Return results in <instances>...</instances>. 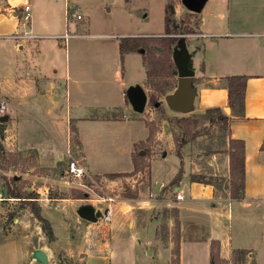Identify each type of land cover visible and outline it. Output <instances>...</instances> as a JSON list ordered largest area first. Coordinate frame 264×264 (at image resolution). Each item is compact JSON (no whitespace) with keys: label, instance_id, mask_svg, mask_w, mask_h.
I'll return each instance as SVG.
<instances>
[{"label":"rangeland","instance_id":"obj_1","mask_svg":"<svg viewBox=\"0 0 264 264\" xmlns=\"http://www.w3.org/2000/svg\"><path fill=\"white\" fill-rule=\"evenodd\" d=\"M210 1L207 0V3ZM75 2L80 8L82 19L77 22L76 30L72 31L78 37L68 40L65 50L60 41L53 38L41 42L42 47L46 46L40 50V55L35 54L32 48L15 51L11 47L15 41L0 36V98L7 104L5 115L8 116V120L1 124L3 132L0 134V147L5 157L0 167V264H38L33 256L36 250L46 253L47 264H89L92 258L108 254L111 241L127 238H135L133 243L136 248L129 250L135 264H171L175 217L172 212L174 209L166 206V199H172L173 193L172 190L167 192L166 185L161 192H155L151 179L157 169L165 173L167 168L178 162L175 145L180 133L171 120L194 117L197 121L192 128L197 137L195 141L199 149L207 154L223 153L221 149L224 147L222 141L227 131L226 124H211L207 120L209 114L200 111L188 114L172 112L160 95L157 98L161 105H158V110L148 104L150 91L145 86L147 102L142 113H135L128 104L124 111L119 112L124 116L113 124L103 120L80 123L86 146V161L82 163L88 166L90 171L86 170L92 182L85 179L82 186H79L65 172L68 162L66 149L74 157L82 156L78 144L74 142V139L78 142L77 132L75 135L70 133L67 143L69 147L62 151V157L55 166L46 169L37 165L38 157L39 164L44 165L61 155L57 142L60 133L65 132L67 110L64 91L59 89L54 97L48 98L36 94V88L40 87L45 76L61 80L67 54V66L73 73L72 77L79 71L82 80L78 86L70 84L67 96L70 97L71 117L75 116V109L78 108L80 116L85 114L99 119L106 117L100 114V108H96L107 101V62L103 56H107V43L110 40L106 36L119 34L142 37L148 33L161 34L164 32L167 3L180 5L183 15L178 23L187 24L193 33H197L198 13L189 12L182 6L181 0ZM183 36L187 48L191 49V35ZM197 39H194V44L199 47L205 39ZM141 57L137 53L124 56L121 80L138 84L145 80ZM196 62L197 59L194 60ZM52 68L56 73L51 71ZM36 70L41 71L37 81L25 78V71L33 73ZM83 81L86 82L85 89H82ZM162 83H166L165 87L169 88L175 86L169 94L177 88L176 78ZM128 86L125 83V91ZM83 90L85 96L81 95ZM72 102L78 106H73ZM67 106L69 108V101ZM134 120L142 122L147 128L149 138L145 141H139L143 133L140 124ZM71 126L75 127L74 123H70L69 129ZM142 152L141 157L144 158L140 159L138 155ZM152 153L158 159H151L150 171L149 158ZM164 153L167 156L161 159ZM132 156L139 165L145 166L142 171L114 179H108L106 174L96 175L131 170ZM178 170L175 176L180 172ZM12 178L16 180V186L34 194V204L6 197L4 182ZM134 191L137 192L136 199L123 197L124 192L133 194ZM97 196L114 199L111 222L103 221L105 204L96 202ZM83 207H90L99 213L95 222L90 223L78 217L76 210ZM37 209L42 221L34 216L33 211ZM62 226H68V236H63ZM154 234L161 247L160 261L155 258L157 247L150 243ZM139 240L141 244L137 245L136 241ZM146 241L148 251L144 254L142 243ZM167 242L171 248V257L165 262L162 249L164 245L167 246ZM146 258V262L142 260ZM118 261L124 264L122 258ZM182 264H204V261L200 253L190 256L185 251ZM243 264H253V260L247 258Z\"/></svg>","mask_w":264,"mask_h":264},{"label":"crops","instance_id":"obj_2","mask_svg":"<svg viewBox=\"0 0 264 264\" xmlns=\"http://www.w3.org/2000/svg\"><path fill=\"white\" fill-rule=\"evenodd\" d=\"M75 1L0 0V36L11 39L10 36L17 30L20 33L25 32L27 37L19 44L13 42L12 49L26 51L32 48L35 54L40 55V50L46 46L42 47L41 42L67 35L68 38L65 41L59 40L65 50L68 40L78 37L72 31L76 30L77 22L82 19L80 8ZM205 4L207 6L204 10L201 9L196 18L197 33L189 34L193 40L190 42L191 49L187 48L190 54L191 69L194 73L192 85L195 95L192 112H205L208 109L219 108L228 117L227 131L222 141L224 147L221 150L223 153L207 154L201 151L195 141L197 139L195 136L183 146L182 158L177 157L176 164L167 168L165 173L157 169L151 175V179L155 187L157 183L161 186L158 189L159 192L166 185L167 192L172 190L173 193L172 199H166L168 202L166 206L176 210L178 215L179 264H182L185 251L190 256H193V253H200L204 264H212L210 261L211 241L218 242L219 257L222 260H229L233 250H247L250 251L247 258L253 260V264H264V148H261L264 143V0H211L208 3L205 0ZM24 6L29 7L30 21L27 26L22 25ZM173 7L174 20L178 23L183 15L182 7L180 5H173ZM77 15H80L81 18L76 19ZM162 34L163 32L161 34L148 33L143 36H160ZM106 37L110 40L107 43V56H103L107 62V101L102 106L96 107L100 108L102 110L100 114L107 115L106 117L99 119L85 114L80 116V108L75 109V116H78L71 117L70 97L67 96L70 84L75 83L78 86L82 80L78 75L79 71L72 77L73 73L67 66V54L61 80L45 76L40 87L36 86V94L43 97L48 96V98L54 97L59 89L64 91L67 110L65 132L60 133L61 136L57 142L61 155L49 160L44 165L39 164L38 157L37 165L40 168L51 169L59 162L62 151L69 147L67 143L69 142L71 122L74 123L77 132V148L82 154L83 160L86 161V146L80 123L103 120L108 124H113L124 116L119 112L124 111L129 103L123 87L125 83L131 86L139 82L121 80L120 71L123 61L119 54L118 38L126 36L108 34ZM130 37H137V35ZM197 38L205 39L199 47L194 44ZM133 53L142 56L140 51ZM133 53L124 54L122 60L125 55ZM195 59H197L196 64L194 63ZM141 64L143 67L142 61ZM36 71L33 73L25 71V78L37 81L38 76H41V71ZM51 71L56 73L53 68ZM229 76L247 77L243 110L240 115L232 113L230 109L228 114L224 112L228 106L227 90L223 79ZM145 80L138 84L144 90ZM85 84V81L81 83L82 89H85ZM85 93L83 90L81 95L85 96ZM72 105L78 106L74 102ZM134 121L140 124L143 133V137L139 141H145L149 134L147 128L142 122ZM228 139L240 140L244 143L243 198L239 200L229 198L228 154L225 152L228 147ZM156 156L152 153L149 158L150 171L151 159H158ZM166 156L167 153H164L161 159H165ZM84 165L89 170L88 166ZM178 169L181 171V177L172 185V179L179 171ZM102 174L107 173H97L96 175ZM197 174L205 177L204 183L190 181L189 176ZM209 177L212 178L211 182H207ZM175 192L181 193L183 199H175ZM163 193L165 194L166 191ZM15 200L20 201L19 199ZM62 229L64 236L68 232V226H62ZM154 236L150 243L157 247L155 258L160 261L159 248L161 247L155 234ZM134 239L127 238L122 241L114 239V242L109 243L108 254L92 258L93 260L89 261V264H119V258L123 259L124 264H135V260L129 253V250L135 247ZM148 241L142 243L144 254L148 251L146 249ZM136 242L137 245L141 244V240ZM72 244L74 243L72 242ZM170 249L167 242V246L164 245L162 249L165 262L170 260ZM142 260L146 262L148 259Z\"/></svg>","mask_w":264,"mask_h":264},{"label":"trees","instance_id":"obj_3","mask_svg":"<svg viewBox=\"0 0 264 264\" xmlns=\"http://www.w3.org/2000/svg\"><path fill=\"white\" fill-rule=\"evenodd\" d=\"M192 30L188 25L184 23H177L174 20V7L172 4L167 3L165 7V19H164V32L160 36H143V37H121L118 38L119 54L122 61V57L126 53H133L140 51L142 55V63L145 69L146 80L145 86L149 89L148 104L159 110L160 104H158V95L165 98L172 91L175 86L165 87L166 83H162L171 78H177V70L174 66L172 55L174 50L179 46L183 34H191ZM185 40V39H184ZM186 43V40H185ZM188 67H191V62H188ZM225 89L227 90V106L232 113L240 115L243 110L244 93L247 77L245 76H229L223 79ZM164 85V86H163ZM163 86V87H162ZM159 105V106H158ZM205 115L209 114L207 120L209 123L219 122L228 124V117L219 108L208 109L204 112ZM173 126L180 133L176 138L175 154L181 159L183 146L192 140L196 135L192 131L193 126L197 123L194 117H181L171 120ZM0 123V134L3 132V128ZM70 133L76 134V128L71 126ZM149 138V137H148ZM74 142H78L74 139ZM264 148V143L261 146ZM228 154V171L229 182L228 191L229 198L233 200H239L243 198V185H244V143L240 140L228 139V147L225 151ZM142 154L138 155L140 159ZM5 157L2 154V148L0 147V167L1 162ZM132 171L127 173H109L105 176L108 179L120 178L123 176H130L144 169V165H139L132 156ZM147 166V165H146ZM181 177V171L175 176L172 181V185L176 183ZM190 181L192 182H205V177L202 175H190ZM13 178L4 182V193L6 197L13 199H19L20 201L30 202L34 204V194L32 192H26L22 187L15 185ZM207 182H211L209 179ZM123 197L126 199H136L137 192L128 194L124 192ZM34 212L35 218H42L39 215V210ZM174 229L175 235L173 239V247L171 250L172 260L171 264H179V222L177 218V211L173 210ZM250 251L247 250H233L229 260H222L219 257V244L217 241H211L210 243V261L212 264H243L247 260V255Z\"/></svg>","mask_w":264,"mask_h":264},{"label":"water","instance_id":"obj_4","mask_svg":"<svg viewBox=\"0 0 264 264\" xmlns=\"http://www.w3.org/2000/svg\"><path fill=\"white\" fill-rule=\"evenodd\" d=\"M205 3V0H181V4L189 12L199 13ZM182 40L179 46L174 50L172 59L174 66L177 70V88L173 93L168 94L164 98V102L169 110L175 113L188 114L193 110V99L195 90L192 85L193 70L188 67L190 54L187 49L185 38L182 35ZM125 96L135 113H142L144 111L147 95L145 90L140 85H131L125 91ZM224 112L229 113V108H225ZM8 120V116L3 115L0 117V123ZM142 154V153H141ZM159 189V183L156 184L155 192ZM77 215L80 219L95 222L99 217V213L95 212L90 207H83L77 210ZM33 256L38 264H47L48 258L44 251L36 250Z\"/></svg>","mask_w":264,"mask_h":264},{"label":"built area","instance_id":"obj_5","mask_svg":"<svg viewBox=\"0 0 264 264\" xmlns=\"http://www.w3.org/2000/svg\"><path fill=\"white\" fill-rule=\"evenodd\" d=\"M28 10H29L28 6L23 7V10H22V25L23 26H27L30 21V15H29ZM80 18H81L80 15L76 16V19H80ZM25 37H27L26 33L25 32L20 33L19 30H17L13 35L10 36V38L14 40L16 44H19V42L23 40ZM56 38L58 40L65 41L68 38V36L63 35V36H57ZM6 111H7V104L3 99L0 98V117L5 115ZM66 154L68 156V162L66 164V170H65L67 177L79 186H82V182L85 179H88L89 181L92 182V177L88 174L86 168L84 167L82 163L83 157H80V158L74 157L70 153L69 149H66ZM174 195H175V199L177 200L183 199L182 194L179 192H175ZM96 202H98L99 204H105V207L103 209L102 219L105 223L111 222L112 205H113L112 203L114 202V199L111 197H98L96 199Z\"/></svg>","mask_w":264,"mask_h":264}]
</instances>
